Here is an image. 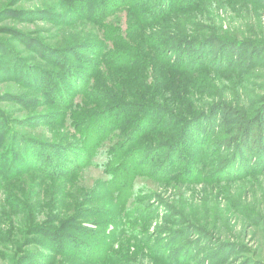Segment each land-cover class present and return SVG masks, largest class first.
Here are the masks:
<instances>
[{
    "label": "rangeland",
    "instance_id": "rangeland-1",
    "mask_svg": "<svg viewBox=\"0 0 264 264\" xmlns=\"http://www.w3.org/2000/svg\"><path fill=\"white\" fill-rule=\"evenodd\" d=\"M106 2L101 20L89 0H0V264H264V0ZM102 23L147 59L135 71L180 64L183 92L164 124L180 135L110 166L147 126L91 102ZM140 86L119 95L154 98ZM102 119L87 152L68 125Z\"/></svg>",
    "mask_w": 264,
    "mask_h": 264
},
{
    "label": "trees",
    "instance_id": "trees-1",
    "mask_svg": "<svg viewBox=\"0 0 264 264\" xmlns=\"http://www.w3.org/2000/svg\"><path fill=\"white\" fill-rule=\"evenodd\" d=\"M77 3L79 4L80 2ZM89 3L91 4L89 5L90 7L93 3L96 4L94 10L96 13L98 12L100 14L101 20H103L104 15L107 16L106 12L111 5L108 4L106 0H89ZM86 8L87 7L84 5L82 7V11H84V9ZM161 11V15H163L165 12L164 10ZM103 26L105 25L102 23V25H100L99 27L100 37L95 39L97 41L96 55L98 56V58L94 63H92L90 67V69H92L88 78H90L89 84H97V87L95 88L101 91L104 97L100 98L98 96H94V99H91V102H96V100H101L102 102H112L113 99L116 100L114 110L115 112H117L118 118L113 124L114 128H120V130H122L124 128V122L128 120L133 122V124L135 125H137L139 122L147 126V128L144 130L147 135L145 137H142L141 134L138 135L137 138L134 139V142L130 145H126V147L124 144L126 142H130L131 138L127 133L123 135V137L127 136L126 141L121 146H118L115 151L114 149L113 151H111V157L107 162L108 164H106L107 166H110L114 163L116 165L123 159L128 157V152H130L129 150L138 142L144 140L143 138H148L150 134L152 135V137H150V139L147 141V144L144 145L145 147L150 141L156 142V138H161L165 133H168V129L166 127L175 129L174 132L177 131V134L180 135V127H176L174 125L164 126V124L168 120L166 118L167 114L178 113L176 102L177 99L182 98L180 94L183 92L179 91L175 84H172L174 78L180 76L179 74H181V72L177 70V68H180V64L174 65L171 61H168L166 58L164 59L163 57H161L159 68H149L145 73L141 70L135 71L137 67L140 68L144 64V59L140 57V55L138 54V50L134 46L129 44L126 38H124L122 42L118 44V46H120L119 49L112 48L111 46L113 42L111 41L110 37H108V35H106L101 29V27ZM169 40L176 41L178 39L176 37H173ZM148 45L152 47L151 50L153 53H156L157 57L159 56L158 54L164 55L163 52L165 51V49L161 50L158 47V42L149 43ZM157 51L160 52L157 53ZM131 61L133 62L132 64L130 63ZM124 63H126V65ZM147 63L149 62H147V59L145 58L144 66ZM138 77L139 79H142L141 82H138ZM158 77H160L164 82L167 83L165 88L170 90L171 96H174L170 99L172 103L169 101V99H166V95H163V89H161V86L154 83V80H157ZM120 84L125 85L127 89L135 87L136 84H141L140 87H143L145 90L152 93L154 95V98L145 99V95L147 92H143L142 96H139V98L135 102H130L129 100L127 101L125 98H122L119 95V90L121 89L119 87ZM86 102L88 104V101ZM70 104H73V101ZM193 111H191L192 114ZM102 120L103 122H101L100 125H97V127L95 126L96 123L94 125V121L86 122L85 120L84 123L68 125L70 129H73L77 132L79 141L81 140L82 144H84V147L88 148L87 152H90L91 150V152H93L96 148H99L98 141H101L103 136L102 134L105 133L104 126L102 125L105 123V119ZM122 120H124V122L121 123ZM171 120L172 119H170L169 121ZM95 129L98 130L97 133H95ZM125 130L127 129H124V132H126ZM174 132H171L169 134H173ZM105 137L108 138V135H106ZM110 140L111 142H115L114 137H110ZM101 142L103 144V141ZM116 143V145L119 144L118 141H116Z\"/></svg>",
    "mask_w": 264,
    "mask_h": 264
}]
</instances>
